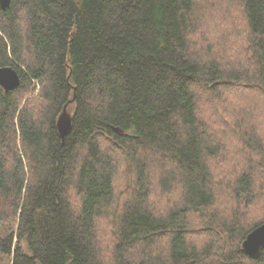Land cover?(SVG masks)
Masks as SVG:
<instances>
[{
    "label": "trees",
    "instance_id": "1",
    "mask_svg": "<svg viewBox=\"0 0 264 264\" xmlns=\"http://www.w3.org/2000/svg\"><path fill=\"white\" fill-rule=\"evenodd\" d=\"M6 66L0 261L264 264V0H12Z\"/></svg>",
    "mask_w": 264,
    "mask_h": 264
},
{
    "label": "water",
    "instance_id": "2",
    "mask_svg": "<svg viewBox=\"0 0 264 264\" xmlns=\"http://www.w3.org/2000/svg\"><path fill=\"white\" fill-rule=\"evenodd\" d=\"M12 0H0L1 7L5 10L11 6ZM21 76L12 66L0 68V85L6 92L19 86ZM58 127L63 138L72 128V116L67 114V105L58 121ZM245 251L251 256L258 257L264 248V224L252 230L243 242Z\"/></svg>",
    "mask_w": 264,
    "mask_h": 264
},
{
    "label": "rangeland",
    "instance_id": "3",
    "mask_svg": "<svg viewBox=\"0 0 264 264\" xmlns=\"http://www.w3.org/2000/svg\"><path fill=\"white\" fill-rule=\"evenodd\" d=\"M221 10H223V9L221 8ZM215 14L220 19L219 20V22H220L219 27H223L222 30H221L222 35H221V37L219 39H224V38H227V37L231 36L230 40H232V42H234V40L237 39L238 37L234 33H232L230 31L231 29L229 28V25L230 24L228 23V21L222 20V18H228V16L227 15H222V13L219 10L217 12H215ZM237 27L239 28L238 30L241 31V27L240 26H237ZM234 29H235V27H234ZM216 36L218 37V34ZM236 41L238 42V40H236ZM230 45L231 44H229V46ZM235 45H236V43H235ZM231 47H233V46H231ZM74 110H75V105H74L73 101H70L67 104V114H69L70 116H72L73 113H74ZM225 156L229 158L231 156V152H229V151L225 152L221 159H223V157H225ZM223 162H225V161H223ZM219 171H220L219 168H214L215 175L218 176V177H220ZM225 200H226L225 198H221L220 204H222V205L223 204H227V201H225ZM259 206H262L263 207L264 206V203L259 204ZM0 264H10V261H9L8 258L3 257L2 261H0Z\"/></svg>",
    "mask_w": 264,
    "mask_h": 264
}]
</instances>
